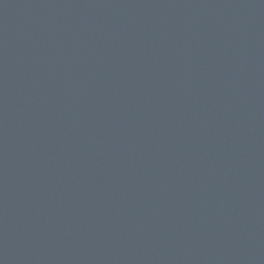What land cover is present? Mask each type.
I'll return each mask as SVG.
<instances>
[{"label":"water","instance_id":"1","mask_svg":"<svg viewBox=\"0 0 264 264\" xmlns=\"http://www.w3.org/2000/svg\"><path fill=\"white\" fill-rule=\"evenodd\" d=\"M0 264H264V0H0Z\"/></svg>","mask_w":264,"mask_h":264}]
</instances>
